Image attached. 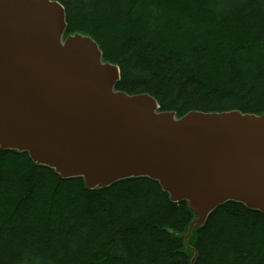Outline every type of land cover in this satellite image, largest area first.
<instances>
[{"label": "trees", "instance_id": "trees-1", "mask_svg": "<svg viewBox=\"0 0 264 264\" xmlns=\"http://www.w3.org/2000/svg\"><path fill=\"white\" fill-rule=\"evenodd\" d=\"M68 34L117 64L116 89L161 111L264 112V0H56ZM234 6V7H233ZM194 214L157 181L89 189L0 147V264H190ZM195 264H264V212L227 201L196 227Z\"/></svg>", "mask_w": 264, "mask_h": 264}, {"label": "water", "instance_id": "water-1", "mask_svg": "<svg viewBox=\"0 0 264 264\" xmlns=\"http://www.w3.org/2000/svg\"><path fill=\"white\" fill-rule=\"evenodd\" d=\"M56 0H0V147L27 152L64 179L81 177L89 189L128 179L157 181L173 202L194 214L188 232L227 201L264 212V112L161 111L147 93L116 89L117 64L98 43L70 34ZM23 50L28 58L15 62ZM3 76V77H1Z\"/></svg>", "mask_w": 264, "mask_h": 264}, {"label": "bare ground", "instance_id": "bare-ground-1", "mask_svg": "<svg viewBox=\"0 0 264 264\" xmlns=\"http://www.w3.org/2000/svg\"><path fill=\"white\" fill-rule=\"evenodd\" d=\"M18 52H19L18 55H12L13 58L9 60L10 64L7 67V73H6L7 75H9L10 73L14 72L13 64L15 62H18V61L22 62V61L27 60L28 62L32 63L33 60H34V58L31 57L32 55L30 53L28 54V58H26L25 55H24L23 50L19 49ZM1 77H3V76H1ZM0 87L4 88V86L1 83H0ZM10 97H11V93H9L7 91L3 92V91L0 90V99L2 100L3 105L8 104V101H9Z\"/></svg>", "mask_w": 264, "mask_h": 264}]
</instances>
